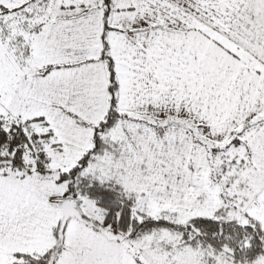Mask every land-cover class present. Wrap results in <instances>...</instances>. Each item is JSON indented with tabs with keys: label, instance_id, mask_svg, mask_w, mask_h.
Wrapping results in <instances>:
<instances>
[{
	"label": "snow or ice",
	"instance_id": "snow-or-ice-1",
	"mask_svg": "<svg viewBox=\"0 0 264 264\" xmlns=\"http://www.w3.org/2000/svg\"><path fill=\"white\" fill-rule=\"evenodd\" d=\"M0 264H264V0H0Z\"/></svg>",
	"mask_w": 264,
	"mask_h": 264
}]
</instances>
